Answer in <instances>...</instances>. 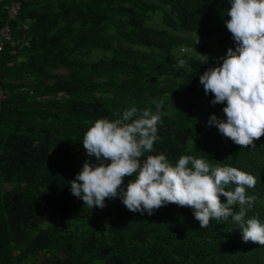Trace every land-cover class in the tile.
<instances>
[{"label":"trees","instance_id":"trees-1","mask_svg":"<svg viewBox=\"0 0 264 264\" xmlns=\"http://www.w3.org/2000/svg\"><path fill=\"white\" fill-rule=\"evenodd\" d=\"M12 1L0 0V27L23 39L0 51V264H264V246L243 242L231 218L203 229L190 207L148 215L115 197L90 208L70 191L84 161L97 163L82 143L96 119L132 106L155 112L162 101L160 139L145 157L164 153L175 164L187 155L253 175L246 218L264 224V136L255 148L222 136L207 121L224 118L225 105L211 104L199 82L215 66L197 59L213 52L208 39L217 64L235 47L224 23L230 0H20L7 19ZM157 10L164 27L146 23ZM97 49L108 54L90 59ZM180 59L185 67H174Z\"/></svg>","mask_w":264,"mask_h":264},{"label":"clouds","instance_id":"clouds-1","mask_svg":"<svg viewBox=\"0 0 264 264\" xmlns=\"http://www.w3.org/2000/svg\"><path fill=\"white\" fill-rule=\"evenodd\" d=\"M227 15L224 23L235 47H228L218 58L222 62L199 77L205 94H213L210 103L225 105L224 118L212 114L207 123L240 147L255 148L254 141L264 136V0H230ZM198 43L199 37L194 41ZM197 59L207 64L209 57L200 53ZM185 65L180 59L174 67ZM162 103L155 112L132 106L114 113L112 120L98 118L91 124L82 143L97 163L84 161L70 181L72 195L90 208H103L106 198L119 197L129 211L148 215L170 203L190 207L201 228L231 218L243 242L264 246V224L255 216L246 218L257 199L246 189L255 187L256 177L232 166L212 167L193 156H181L175 164L164 153L145 157L160 139ZM132 176L122 187L124 177Z\"/></svg>","mask_w":264,"mask_h":264},{"label":"rangeland","instance_id":"rangeland-1","mask_svg":"<svg viewBox=\"0 0 264 264\" xmlns=\"http://www.w3.org/2000/svg\"><path fill=\"white\" fill-rule=\"evenodd\" d=\"M151 1L156 2V0H151ZM160 14H161V11L157 10L155 12V14L153 16H151V18L146 23L151 25V26H154V27H164V25L162 24L161 19H160ZM175 32L182 34L184 36H187L189 38H196L197 37V35L195 33L186 31V30L181 29V28H177L175 30ZM207 43L213 52L216 51L217 45H216V42L213 38L208 39ZM113 44L115 45L116 42L115 43L113 42ZM173 52H174V54H178L182 51L180 49H174ZM213 52H211L210 54H207V56L209 57L208 61L211 62L212 64L216 65L217 64L216 55H214ZM107 54H108V52L103 51L101 49H97V50L92 51L89 58L93 59V58L103 56V55H107ZM48 73H49V76L46 77L45 80L52 81V80H56L59 75L64 73V70L61 68L60 69H50V70H48ZM27 81H29V79ZM82 154H84V153H79V156H82Z\"/></svg>","mask_w":264,"mask_h":264},{"label":"built area","instance_id":"built-area-1","mask_svg":"<svg viewBox=\"0 0 264 264\" xmlns=\"http://www.w3.org/2000/svg\"><path fill=\"white\" fill-rule=\"evenodd\" d=\"M20 7V0H14L11 2V4L8 6L7 11H6V17L7 19L13 18ZM24 27V26H23ZM23 38L19 39H13L10 31L9 24L5 22L1 27H0V51L3 47V42L7 41L9 42L10 46H22L20 43ZM26 41H24V44ZM4 98V93L0 87V102Z\"/></svg>","mask_w":264,"mask_h":264}]
</instances>
